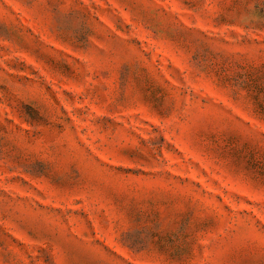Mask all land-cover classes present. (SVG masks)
I'll list each match as a JSON object with an SVG mask.
<instances>
[{"label": "rangeland", "instance_id": "obj_1", "mask_svg": "<svg viewBox=\"0 0 264 264\" xmlns=\"http://www.w3.org/2000/svg\"><path fill=\"white\" fill-rule=\"evenodd\" d=\"M0 264H264V0H0Z\"/></svg>", "mask_w": 264, "mask_h": 264}]
</instances>
